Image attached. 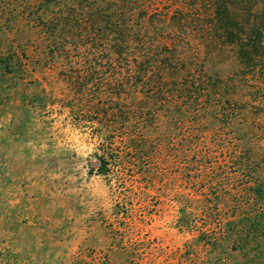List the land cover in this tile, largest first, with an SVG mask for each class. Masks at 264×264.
I'll list each match as a JSON object with an SVG mask.
<instances>
[{"label":"trees","instance_id":"obj_1","mask_svg":"<svg viewBox=\"0 0 264 264\" xmlns=\"http://www.w3.org/2000/svg\"><path fill=\"white\" fill-rule=\"evenodd\" d=\"M63 4L77 29L84 24L88 53L106 58L101 81H93L92 64L86 83L72 79V110L85 103L100 116L97 172L119 181L134 169L151 180L165 159H177L201 196L195 241L205 255L194 264H264V0ZM62 16L52 22V42L68 54ZM191 225L181 219V227Z\"/></svg>","mask_w":264,"mask_h":264},{"label":"rangeland","instance_id":"obj_2","mask_svg":"<svg viewBox=\"0 0 264 264\" xmlns=\"http://www.w3.org/2000/svg\"><path fill=\"white\" fill-rule=\"evenodd\" d=\"M48 1L0 0V264H194L205 255L195 241L201 196L177 159L151 180L97 172L100 116L81 102L72 110V79L86 83L92 64L101 81L105 54L88 53L68 4ZM61 15L68 54L52 42Z\"/></svg>","mask_w":264,"mask_h":264}]
</instances>
